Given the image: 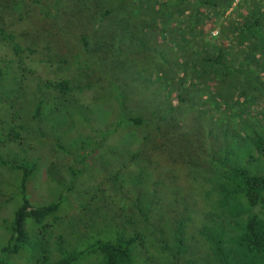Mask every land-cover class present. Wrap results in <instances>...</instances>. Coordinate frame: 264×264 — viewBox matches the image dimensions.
Returning a JSON list of instances; mask_svg holds the SVG:
<instances>
[{"label":"trees","instance_id":"obj_1","mask_svg":"<svg viewBox=\"0 0 264 264\" xmlns=\"http://www.w3.org/2000/svg\"><path fill=\"white\" fill-rule=\"evenodd\" d=\"M0 36L16 94L25 100L32 79L40 97L23 103L34 110L24 120L11 105L0 138V168L20 178L0 264H264V0H0ZM80 100L82 139L52 138L44 115ZM101 103L117 116L109 128L91 122ZM121 129L133 134L123 163L98 166L104 148L124 152L111 143ZM58 159L82 174L53 201L33 200L31 177ZM163 166L177 182L166 195ZM80 184L82 204L60 214ZM84 217L109 233L89 236Z\"/></svg>","mask_w":264,"mask_h":264},{"label":"rangeland","instance_id":"obj_2","mask_svg":"<svg viewBox=\"0 0 264 264\" xmlns=\"http://www.w3.org/2000/svg\"><path fill=\"white\" fill-rule=\"evenodd\" d=\"M75 6V5H74ZM72 6V8L75 11H78V7H74ZM68 18V17H67ZM67 18L65 17V19L67 20ZM68 22V20L66 21ZM41 23H39V26H41ZM69 23V22H68ZM38 25H32V23L29 24H25L22 28L26 29L27 31H29L30 33H35L37 32V27ZM34 31V32H33ZM71 36V35H69ZM68 36H63L61 40H58L56 42L61 43L63 40H68L67 39ZM36 40V43H34V45L39 44V46L41 47L44 46V42H42L43 40H40V38L34 36L31 37V39H29V44L33 41ZM12 52H11V44L10 43H6V41L0 36V138L2 137V134H4L5 132H7L9 130V122H10V118H8V113H9V109H11V105L14 108V110L16 109L17 112L19 113V117L21 119H23V117L25 115H32L34 110L30 109V106H26V104H23L24 102H29L31 104H37L40 100V97L38 95H36V91L37 90V85H34L35 81L32 79H29L27 81L24 82L26 91L25 94L27 96H25V100H22L20 95L16 94V90L15 88L17 87V82L14 76H16L17 74V70L14 67L16 62L13 60V56H12ZM34 59L36 58L34 55L32 56ZM27 58V57H26ZM78 60V59H77ZM25 64H27V66L29 67H39L38 71L40 73L44 72V65L42 64H38L37 62H32L30 60V58L25 59ZM39 65V66H38ZM77 69H79V73L81 74L82 72V62L81 64L78 63L77 65ZM16 70V71H15ZM15 71V72H14ZM19 94H22L21 92ZM19 97V98H18ZM80 99H82V96H79ZM34 100V103H32V101ZM30 104V105H31ZM82 100L79 101V103L77 105H74L72 103H67L65 104V106L62 108V111L60 113V115L58 116V114L56 115H46L48 113H46L44 115V117L47 116L45 122H44V128L46 131L51 133V137L53 136L58 137L59 135H62L63 140H65V136L64 134L67 133L66 137L68 139H70V137L74 138V139H82V136L80 137V135H82ZM96 108L93 109L92 111V116H91V122L92 125H96L97 123H99L100 121L103 122H107L105 123V127L109 128L111 125V122H117V116L116 113L114 112V114H110L109 109L105 111L104 108V104H98L95 106ZM47 108V107H46ZM104 108V109H103ZM13 110V113H14ZM7 116V117H5ZM43 118V117H42ZM24 120V119H23ZM123 129H121L122 131ZM129 130V129H128ZM128 130H123L122 132H120V138L122 140V142L120 143L119 138H117V136H113L112 138H114V140L111 142L114 145H121L118 147V149L120 150H124V152H120L119 154H117V152L115 154L111 153V149L106 147L103 149V151L101 152V157L103 158L102 161L100 159V164L98 166H100L102 164V168L104 167V165H106L105 167L111 169L113 167L117 168L118 166H120L123 163V160L126 158L127 156V149H126V143L129 142L128 140H131V136H133V134H129ZM131 131V130H130ZM196 134H198L197 129H195ZM200 134V132H199ZM52 137V138H53ZM47 141V140H46ZM66 141V140H65ZM110 145V144H109ZM137 145V144H136ZM112 147V145H111ZM24 149V148H23ZM21 151V149L19 150ZM64 151V150H63ZM12 156H14V152L12 151ZM43 153V152H42ZM104 153V154H103ZM36 156L38 155L37 153H35ZM44 155H46L45 153H43ZM0 155H6V150L5 147H3L0 143ZM186 155H188V153H186ZM183 157L180 155V158ZM47 158L46 160L42 161L41 160V164H47ZM65 160V159H64ZM64 160L62 159V161H59L60 164H57L56 161L50 160L52 162V173L50 174H44L42 173V166L41 169H39L38 171H36L35 175L31 177V181L29 183L28 189H29V195H31L33 200L36 201H40V202H51L54 199H56L58 197L59 194L64 193L68 190V188L71 187L70 182L72 180V176L73 174L80 176L82 174V168H80L81 165L79 164H74L73 162L68 163V160L66 161V163L64 162ZM63 163V164H61ZM67 164L71 170H69V177L66 176V174L64 173L65 168H67L68 166L65 165ZM163 168L165 169V166H163ZM79 169V170H76ZM108 169V170H109ZM171 169L172 167H168L167 169H165L163 171L164 174H162V178H165V181L163 182V186L161 191L163 195L166 194H170L171 192H175L177 190V182H175V180H172L171 177ZM174 169V167H173ZM74 171V172H73ZM101 171V170H99ZM62 172V173H61ZM66 172V171H65ZM90 171L87 170L86 173L83 174V176L81 177V180H79V183L82 182V178L85 177L84 181L90 183V176L89 175H93L95 173H91L89 174ZM109 172V171H108ZM103 173V172H102ZM89 174V175H88ZM99 176H101L102 174H98ZM169 177V178H166ZM57 178L63 179L61 182L62 184V190L60 188V184H58ZM98 177H95V179H97ZM19 175L15 176L14 173L9 172L7 169L5 170L4 168H0V203L2 201V204L0 205V246L5 244L7 242L8 237L6 234V230H5V225H4V219H10L14 210V205H15V201L14 200H10L11 197H14L16 195L15 190L16 187L19 185ZM70 179V180H69ZM11 182V185L7 182ZM186 183V182H185ZM79 188H76L74 190H72L74 192V195L72 194V191H70V197L68 199L67 196L64 197V204L61 206L60 209V214H63L64 207H69L71 205L70 208H68L69 212L71 214L74 213L75 209L78 208V206H80L82 204V201L80 199V197H78L80 194L78 192V190H82V184L77 185ZM88 187V184H87ZM90 187V186H89ZM178 188H180L178 186ZM181 189V188H180ZM179 189V190H180ZM18 191V190H17ZM101 197H106V196H101ZM104 199V198H102ZM87 199H85L86 201ZM64 206V207H63ZM108 206V205H107ZM111 208L113 209L112 205ZM77 216V214L75 215ZM73 216H68L66 218L68 219H63V221L61 222V224L56 225L55 228L53 227L54 230H63V228L66 229L67 226H69L70 222L73 221L76 217ZM85 216V215H82ZM85 218H83V221H85ZM85 223H88V225L90 224V229H89V236H96L99 237V234L97 232H100V234H104L106 232L109 233V228L111 225H99L100 220L97 221H89L86 220ZM86 228H88L86 226ZM84 230V228H83ZM82 232V230H81ZM89 243H85L86 246H88L90 244ZM85 246V248H86ZM82 247V246H81ZM24 256V253H21L17 256ZM15 256V257H17ZM23 259L25 260V262H27L26 260V256L23 257ZM89 259V258H88ZM89 261V260H88ZM24 264V263H22Z\"/></svg>","mask_w":264,"mask_h":264}]
</instances>
